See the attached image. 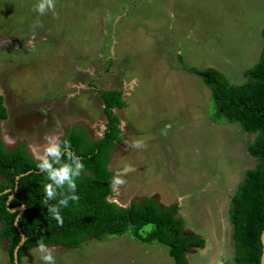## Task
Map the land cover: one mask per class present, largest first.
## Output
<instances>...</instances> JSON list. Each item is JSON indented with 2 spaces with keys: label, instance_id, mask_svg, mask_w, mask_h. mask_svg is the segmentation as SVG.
Returning <instances> with one entry per match:
<instances>
[{
  "label": "rangeland",
  "instance_id": "374dc122",
  "mask_svg": "<svg viewBox=\"0 0 264 264\" xmlns=\"http://www.w3.org/2000/svg\"><path fill=\"white\" fill-rule=\"evenodd\" d=\"M39 2L0 0L4 147L21 142L39 161L46 136L59 140L79 127L96 140L106 121L88 82L120 90L125 107L113 113L121 141L108 169H132L112 176L107 200L121 207L151 197L162 207L178 203L184 234L205 242L185 254V263L233 264L226 211L244 170L255 164L246 150L254 135L212 123L209 89L177 57L243 83L261 51L264 0H54V12L43 14L35 10ZM47 247L55 264H172L163 245L128 233L75 249ZM43 262L38 248L22 257V264Z\"/></svg>",
  "mask_w": 264,
  "mask_h": 264
},
{
  "label": "trees",
  "instance_id": "16d2710c",
  "mask_svg": "<svg viewBox=\"0 0 264 264\" xmlns=\"http://www.w3.org/2000/svg\"><path fill=\"white\" fill-rule=\"evenodd\" d=\"M260 35L263 43L258 59L243 72L245 81L238 85L230 84L214 68L199 70L183 64L181 58L177 57L181 69L199 77L209 89L212 123L236 124L244 133L254 135L246 150L255 159V164L244 170L226 211L231 226L233 264H259V235L264 228V27ZM88 86L98 96L106 122L101 137L96 140H91L79 127L67 129L58 140L61 148L65 140L69 141L70 151L84 165L80 175L75 178V194L79 200H69L67 207H60L62 225L44 204V186L51 181L47 173L37 167L39 161H34L28 155L21 142L12 149L5 148L0 142V177L3 179L0 182V240L6 243V261L0 264H13L12 251L19 241L13 225L17 211L10 213L5 208V200L12 193L15 176L19 174L24 175L16 180V193L9 201L11 208L24 206L17 221L25 238L17 251L18 264H22V257L29 250L38 248L37 242L41 240L46 246L75 249L88 239L100 241L107 236L119 237L126 233L141 243L158 242L167 249L172 264H186L185 254L189 248H201L203 240L184 234L181 227L183 220L176 217L177 203L165 208L152 199L143 198L121 207L107 200L112 193V172L107 168L109 156L114 145L121 141L119 120L113 110H120L125 104L118 89H98L92 82H88ZM5 118L0 97V121ZM4 190L9 191L3 193ZM60 191L68 194L67 186L57 189L58 193ZM60 198L58 195L48 204L58 205Z\"/></svg>",
  "mask_w": 264,
  "mask_h": 264
},
{
  "label": "clouds",
  "instance_id": "9594fccd",
  "mask_svg": "<svg viewBox=\"0 0 264 264\" xmlns=\"http://www.w3.org/2000/svg\"><path fill=\"white\" fill-rule=\"evenodd\" d=\"M54 9V0H40L35 10L40 14H43L46 10H53L54 12ZM45 139L48 143L44 148L43 155H37V159L39 160L37 167L41 172L47 173V178L51 181V183H47L44 186V204L47 205L48 212L53 216V218L62 225L63 219L60 213V207H67L69 200H79V197L75 194V178L80 175L84 165L80 158L76 157L70 151L71 145L69 141L65 140L63 148H61V145L58 142V137L46 136ZM134 146L140 147L141 145L137 142ZM62 151L63 157H61ZM69 161L71 163H69ZM55 165H58V167ZM115 183L120 185L123 184L124 181L117 178ZM65 185L67 186L68 194H65L64 191H60L58 193L57 189H64ZM58 195L61 197L58 205L48 204L49 200L55 199ZM37 246L38 251L41 254V259L45 262V264H55L52 251L43 243L42 240L37 242Z\"/></svg>",
  "mask_w": 264,
  "mask_h": 264
},
{
  "label": "water",
  "instance_id": "95a60500",
  "mask_svg": "<svg viewBox=\"0 0 264 264\" xmlns=\"http://www.w3.org/2000/svg\"><path fill=\"white\" fill-rule=\"evenodd\" d=\"M120 123V122H119ZM120 128V127H119ZM132 168L131 167H128L126 166L124 169H121L119 170L118 172H113L114 174H124L126 173L128 170H131ZM28 172H26L25 174H27ZM24 174H19L17 176H15V182H14V186H13V191L11 194H9L5 200V208L8 212L10 213H14L15 211H17V214L14 218V222H13V225L18 233V236H19V241L18 243L15 245L13 251H12V262L13 264H18L17 263V251L18 249L22 246L25 238H24V235L23 233L20 231V228L18 227V224H17V221L18 219L21 217L23 211H24V206L23 205H20V206H17V207H9V201L14 197L15 193H16V189H17V182L16 180L23 176ZM112 184V182H111ZM9 190H4L3 193L5 192H8ZM259 241H260V244H261V253H260V257H259V264H264V228L262 229V231L260 232V235H259Z\"/></svg>",
  "mask_w": 264,
  "mask_h": 264
},
{
  "label": "crops",
  "instance_id": "0c3cea01",
  "mask_svg": "<svg viewBox=\"0 0 264 264\" xmlns=\"http://www.w3.org/2000/svg\"><path fill=\"white\" fill-rule=\"evenodd\" d=\"M184 71V70H183ZM187 73V72H186ZM29 155V154H28ZM146 199H152L153 201H156V203L159 205V206H161L160 204H159V202L155 199V197H151V198H146ZM109 201V200H108ZM132 201V200H131ZM130 202V201H129ZM114 203V202H113ZM173 203H176V202H173ZM173 203H171V204H173ZM129 204V203H128ZM171 204H169V205H171ZM178 204V203H177ZM169 205H167V206H165V208L166 207H168ZM162 207V206H161ZM176 217H179L178 216V213H177V216ZM191 234V233H190ZM191 235H193V234H191ZM194 236H197V235H194ZM197 237H199V238H201V236H197ZM202 239V238H201ZM198 249H200V248H198Z\"/></svg>",
  "mask_w": 264,
  "mask_h": 264
},
{
  "label": "flooded vegetation",
  "instance_id": "af4514ba",
  "mask_svg": "<svg viewBox=\"0 0 264 264\" xmlns=\"http://www.w3.org/2000/svg\"><path fill=\"white\" fill-rule=\"evenodd\" d=\"M118 127H119V124H118ZM68 129H71V128H68ZM119 129H120V128H119ZM101 135H102V133H101ZM101 135H100V137H101ZM88 136H89V135H88ZM62 137H63V136H62ZM62 137H61V138H62ZM89 137H90V136H89ZM100 137H99V138H100ZM97 139H98V138H97ZM0 142H1V141H0ZM14 147H15V146H14ZM14 147H13V148H14ZM26 151H27V150H26ZM109 161H110V156H109ZM108 164H109V162H108ZM107 168H108V166H107ZM108 170H109V169H108ZM113 175H114V173H113V171H112V176H113ZM111 180H112V177H111ZM204 244H205V242H204V240H203V246H204ZM203 246H202L200 249H202ZM192 248H193V246L189 248V252L191 251ZM189 252H188V253H189Z\"/></svg>",
  "mask_w": 264,
  "mask_h": 264
}]
</instances>
